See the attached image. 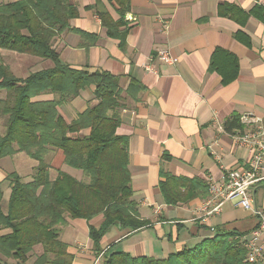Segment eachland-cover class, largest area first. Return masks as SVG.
Masks as SVG:
<instances>
[{
	"label": "crops",
	"instance_id": "0c3cea01",
	"mask_svg": "<svg viewBox=\"0 0 264 264\" xmlns=\"http://www.w3.org/2000/svg\"><path fill=\"white\" fill-rule=\"evenodd\" d=\"M96 1L78 0L79 15L71 20V29L57 37L55 47L62 62L73 68L104 70L119 76L123 106L116 131L128 137L133 197L142 218L150 220L152 226L132 232L114 225L102 237L97 250L90 225L99 227L103 215L90 221L68 218L60 228V239L74 257L72 264H105L106 257L116 251L163 258L214 236L216 227L250 236L259 223L250 211L230 201L224 202L220 213L208 217L201 208L209 197L212 181L222 180L229 169L249 164L250 151L238 140L240 132H228L225 122L233 115L251 114L260 118L264 126V21L253 12L257 7L264 8V0H130L122 43L108 36L97 11L87 7ZM100 1L117 19L114 0ZM223 3L237 5L248 17L239 22L221 15L219 7ZM238 33L248 43L238 38ZM160 48H169L179 62L172 65L160 61ZM217 48L230 51L239 60V73L228 84L209 68ZM2 55L0 63L4 62ZM37 58L32 72L43 68L33 70L40 66ZM147 63L156 72L147 71ZM94 88H86L59 108L67 121L96 102ZM5 95L3 91L0 97ZM54 97L53 93L43 92L34 100ZM19 154L0 159V180L13 172L5 168L7 161L6 165L1 161H12ZM49 159L51 175L55 176L59 168L80 175L64 168L61 150L54 151ZM34 167L31 165L27 173ZM168 177L199 179L208 186L202 195L172 204L161 187ZM4 186L7 198L8 182ZM249 191L257 205L264 208V169L259 182ZM42 251L39 245L27 263L9 258L4 264H31ZM256 264H264V260Z\"/></svg>",
	"mask_w": 264,
	"mask_h": 264
},
{
	"label": "trees",
	"instance_id": "16d2710c",
	"mask_svg": "<svg viewBox=\"0 0 264 264\" xmlns=\"http://www.w3.org/2000/svg\"><path fill=\"white\" fill-rule=\"evenodd\" d=\"M113 3L117 19L100 0L87 7L97 11L108 36L122 43L127 33L125 17L130 0ZM260 10L264 8L257 7L253 12L264 21ZM219 12L239 22L248 17L234 4H221ZM78 15V0H0V49L52 63L26 77L17 76L7 63H0V94L6 92L0 97V119L6 128L0 134V159L25 152L37 161L31 179L26 181L13 171L0 180V264L9 258L27 263L39 245L43 251L31 264H72L74 257L67 243L60 239V228L68 218L90 221L103 215L99 227L90 225L97 250L102 237L114 225L132 232L152 226L150 220L142 218L139 203L133 197L128 137L116 131L123 106L119 76L104 70L73 68L62 62L55 47L57 37L71 29V20ZM236 36L248 43L242 33ZM209 68L228 84L236 79L240 64L230 51L217 48ZM92 85L96 102L67 121L59 108ZM43 92L55 97L34 100ZM225 129L243 132L240 116L229 118ZM56 150L63 152L66 165L79 172V176L60 168L55 176L51 175L49 157ZM4 182H8L10 189L7 198ZM206 186L199 179L173 177L161 183L167 202L172 204L202 195ZM245 236L216 227L214 236L166 257L132 256L116 251L106 257L105 264H250L246 261Z\"/></svg>",
	"mask_w": 264,
	"mask_h": 264
},
{
	"label": "built area",
	"instance_id": "2783aa9c",
	"mask_svg": "<svg viewBox=\"0 0 264 264\" xmlns=\"http://www.w3.org/2000/svg\"><path fill=\"white\" fill-rule=\"evenodd\" d=\"M157 58L165 64L173 65L179 62V58L174 56L169 48L158 49ZM144 67L147 71L156 72L151 63L144 64ZM240 121L248 126V129L238 134V140L250 151L249 164L247 167L229 169L222 180L212 181L209 197L201 210L207 217L218 214L222 211L224 202L230 201L256 215L259 223L250 236L246 237V261L256 264L264 260V208L257 205L249 188L259 182L261 171L264 169V126L260 118L251 114L240 116Z\"/></svg>",
	"mask_w": 264,
	"mask_h": 264
},
{
	"label": "rangeland",
	"instance_id": "374dc122",
	"mask_svg": "<svg viewBox=\"0 0 264 264\" xmlns=\"http://www.w3.org/2000/svg\"><path fill=\"white\" fill-rule=\"evenodd\" d=\"M5 53L12 55H7V56L2 55ZM0 55H2L5 63H9V65L12 68V71L17 76L20 77H26L27 75H29L32 72L31 67L36 65V62H34V60L37 57L33 55L21 54L5 49H0ZM37 60L39 61L40 66H36V68H33V70L39 69L40 67L44 68V67L52 66L50 60L42 59L40 57H38ZM5 131H6L5 126L1 125L0 134L1 135L4 134ZM19 153H20L19 156L14 157L12 161L5 160V161H1V163L6 165V161H7L8 165L5 168L9 169L10 171H14V170L18 171L23 176V179L27 181L31 179L34 174V169L32 170V172L29 171L27 173L28 169L30 168L31 165L36 166L37 162L31 159L26 153L24 152H19ZM64 168H69V167L65 165Z\"/></svg>",
	"mask_w": 264,
	"mask_h": 264
}]
</instances>
